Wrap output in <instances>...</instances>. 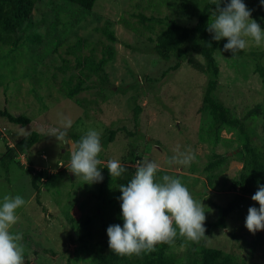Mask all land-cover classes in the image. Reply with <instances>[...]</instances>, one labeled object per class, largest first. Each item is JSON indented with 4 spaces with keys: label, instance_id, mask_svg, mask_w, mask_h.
Here are the masks:
<instances>
[{
    "label": "rangeland",
    "instance_id": "obj_1",
    "mask_svg": "<svg viewBox=\"0 0 264 264\" xmlns=\"http://www.w3.org/2000/svg\"><path fill=\"white\" fill-rule=\"evenodd\" d=\"M210 2L95 0L91 10L83 12L64 0H39L31 13L32 26L25 34L29 39L10 52L5 46L0 47V110L29 119L27 125L20 126L0 117V204L5 195H19L25 200V205L17 210V223L10 229L12 234H22L19 243L24 247L23 264H91L89 254L77 241L81 232L72 230L68 219L80 221L91 216L97 226L119 221L116 208L104 209L105 218L99 216L100 182L90 183L72 173L68 145L49 136V129L61 128L62 118L72 121L70 128L62 129L68 138L71 134L83 136L89 129L100 132L102 150L97 158L102 161L98 166L102 177L108 171L109 160L135 169L138 162H155L159 165L158 182L164 175L178 178L193 198L202 202L206 207L205 223L215 219L217 207L239 195L232 184L242 179L240 138L233 131H221L223 143L211 147L203 142L202 131L208 119L200 106L206 76L185 61L172 71L174 57L164 61L152 54L150 49L159 26L152 24L154 30L148 32L143 29L148 22L141 20L166 18L180 27L192 28L202 8ZM243 2L260 20L258 24L264 31L261 0ZM108 33L113 40L108 39ZM76 38L84 44L77 51L72 47ZM246 39L248 46L240 51H264V41L256 45L251 38ZM226 41H218L213 54L218 74L212 95L237 117L260 107L259 114L247 121L253 144L262 147L264 81L254 71L252 57H236L235 53L223 50ZM68 49L72 52L67 54ZM189 53L195 62L202 63L194 50ZM77 56L93 63L102 57L108 59L103 66L107 85L98 87L97 77L88 73L82 80L83 90L74 98L79 105L62 94V81L70 79V85L77 82ZM258 63L264 69V55ZM61 66L66 69L62 71ZM85 73L83 70L82 74ZM135 108L139 112L134 117ZM109 130L115 134L111 142L103 144ZM30 132L37 133L39 141L22 152V158L1 159L7 146L12 147ZM189 151L195 155L189 164L167 162L178 153ZM213 153L226 154V160L206 171L204 167ZM132 157L137 159L136 163L130 160ZM45 174L54 175L49 179ZM30 175L38 177V194L31 187ZM251 190L255 193L258 189ZM251 197L247 196L227 216L224 229L204 233L199 242L177 236L178 241L168 245L166 251L183 256L195 243L193 246L231 254L245 264H264V230L252 234L245 228L249 207L259 208ZM92 233L93 240H86L87 243L107 236L102 228H92Z\"/></svg>",
    "mask_w": 264,
    "mask_h": 264
},
{
    "label": "trees",
    "instance_id": "obj_2",
    "mask_svg": "<svg viewBox=\"0 0 264 264\" xmlns=\"http://www.w3.org/2000/svg\"><path fill=\"white\" fill-rule=\"evenodd\" d=\"M70 5L75 6L77 9L87 12L91 10L95 0H64ZM39 0H0V47L5 46L7 52L23 46L29 36H25L26 31L32 26L31 13L34 5ZM230 0H223L221 7L229 3ZM215 6L212 3H207L197 16L196 22L192 28L180 27L175 22L167 20L166 18H141L143 22H148L143 26V29L152 32L153 25L159 26L156 33L155 40L151 46V53L156 55L161 60H168L169 57L175 58V63L171 67L174 71L179 67L181 61H185L190 67L196 71L202 72L206 76V82L202 93V100L200 110L205 112L208 121L206 128L202 131L204 140L207 145L214 147L219 143H223L220 138L221 131H233L236 137L242 141L241 152L243 157L241 159L240 173L242 176L241 181H236L232 184V188L239 191L231 201L227 202L223 207H217L215 219L209 223H205V233H210L215 229H224L227 216L244 202L245 198L249 195L255 194L252 192L251 187L261 185L262 174H264V145L262 147L255 146L252 142V131L249 127L248 118L257 115L260 112V107L255 106L248 110L242 117L234 116L228 107L222 105L221 102L213 97V91L216 86V77L218 69L214 60V52L219 46V42L212 39V33H209L207 26L212 22L210 9ZM251 17L258 23L260 22L253 14ZM261 20L264 21V13L260 15ZM24 36V37H23ZM109 40H113L111 34H107ZM227 41L225 42V44ZM210 45V46H209ZM84 46L79 38H76L75 43L72 45L75 51ZM195 51L202 59V63L195 62L190 55L189 51ZM67 54L72 52L71 49L65 51ZM110 54V52H109ZM252 57L255 61L254 71L258 74L260 79L264 81V69L258 63L259 58L264 55V51L243 53L238 50L235 52L236 57L242 56ZM6 60V57H3ZM2 58V60H3ZM110 58V57H109ZM1 61V59H0ZM108 59L100 58L97 63H93L90 59H79L77 56L74 60V67L78 69L77 82L71 84V80L67 79L62 81L64 91L63 97L73 101L79 105L78 99H74L82 90V80L87 78V74H93L97 77L98 87L103 88L107 85V76L103 71V66L107 63ZM2 67V65L0 66ZM62 67V66H61ZM66 69L65 66L61 68ZM83 70L86 72L82 74ZM264 108V106H263ZM139 108H135L133 116H137ZM0 117L7 122L25 126L29 123V119L22 115L13 116L6 110H0ZM115 131L109 130L105 142H111ZM82 136L71 134L69 139L73 142L79 141ZM39 141V135L35 132H30L19 141H17L11 148H6L2 155L3 160L12 161L17 157L16 153H22L30 149L35 143ZM69 154V152H67ZM132 154V152H131ZM137 162V159H130ZM226 160V154H211L210 160L207 162L204 170H212L219 164ZM124 166L127 171L122 174L120 178L111 177L109 172L106 171L103 175L102 181L98 185L97 195L100 197L101 206L97 209L100 215L105 218L104 209L116 208L119 216L118 224L122 227L123 220L121 218V201L119 197L120 185H127L128 181L133 177L135 168L128 165ZM54 175V174H53ZM52 174L46 175V178L53 176ZM38 177L30 175V184L35 193L38 194L39 189L36 185ZM37 197H35V201ZM39 203V202H38ZM44 211V210H43ZM72 230H79L81 233L77 237L84 251L90 256L91 264H245L243 261L238 260L233 255L224 253L215 248H208L203 246H193L191 250L184 253L183 256H177L166 251L168 244L156 245L155 251L142 252L139 255H118L112 252L108 247L107 236L98 241L87 243L86 240H93L92 228H102L107 231L108 226L113 225L108 222L101 226H97L92 217H85L80 221H75L69 218ZM95 236V235H94ZM85 238V240H84ZM178 241V239H175ZM193 246V247H192Z\"/></svg>",
    "mask_w": 264,
    "mask_h": 264
},
{
    "label": "clouds",
    "instance_id": "obj_3",
    "mask_svg": "<svg viewBox=\"0 0 264 264\" xmlns=\"http://www.w3.org/2000/svg\"><path fill=\"white\" fill-rule=\"evenodd\" d=\"M261 2L264 6V0ZM211 3L215 7L210 9L212 22L207 30L213 34V40H227L224 51L234 54L245 49L248 46L246 38H251L256 45L264 41V31L250 18L252 11L243 0H230L223 7V0H211ZM60 123L61 128L49 129V136L70 146L71 172L90 183L101 182L103 177L98 166L102 161L97 158L102 150L100 132L89 129L79 141L73 142L62 130L71 127V119L62 118ZM21 155L18 153L17 157ZM193 160L195 155L189 151L178 153L167 162L187 165ZM106 168L109 175L116 178L127 171L114 159L107 162ZM158 168L159 165L152 161L138 162L127 185L119 186L123 226L115 224L107 228L108 247L112 252L121 256L139 255L155 251L158 244L171 246L177 236L191 242L205 237L206 207L193 198L180 179L164 175L158 182ZM251 199L259 208L249 207L245 228L255 234L264 230V185L258 186ZM24 205L25 200L19 195H5L0 204V264H23L24 247L19 243L22 234H12L10 229L19 219L17 210Z\"/></svg>",
    "mask_w": 264,
    "mask_h": 264
},
{
    "label": "water",
    "instance_id": "obj_4",
    "mask_svg": "<svg viewBox=\"0 0 264 264\" xmlns=\"http://www.w3.org/2000/svg\"><path fill=\"white\" fill-rule=\"evenodd\" d=\"M68 147H69L68 149H69V153H70V146L68 145Z\"/></svg>",
    "mask_w": 264,
    "mask_h": 264
},
{
    "label": "crops",
    "instance_id": "obj_5",
    "mask_svg": "<svg viewBox=\"0 0 264 264\" xmlns=\"http://www.w3.org/2000/svg\"><path fill=\"white\" fill-rule=\"evenodd\" d=\"M0 137H2V136H0ZM1 159H2V157H1ZM60 163V162H59Z\"/></svg>",
    "mask_w": 264,
    "mask_h": 264
},
{
    "label": "built area",
    "instance_id": "obj_6",
    "mask_svg": "<svg viewBox=\"0 0 264 264\" xmlns=\"http://www.w3.org/2000/svg\"><path fill=\"white\" fill-rule=\"evenodd\" d=\"M20 158H22V157H20Z\"/></svg>",
    "mask_w": 264,
    "mask_h": 264
}]
</instances>
